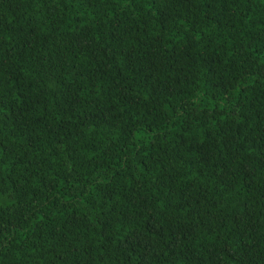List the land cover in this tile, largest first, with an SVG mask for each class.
Wrapping results in <instances>:
<instances>
[{"label": "trees", "instance_id": "1", "mask_svg": "<svg viewBox=\"0 0 264 264\" xmlns=\"http://www.w3.org/2000/svg\"><path fill=\"white\" fill-rule=\"evenodd\" d=\"M0 264H264V0H0Z\"/></svg>", "mask_w": 264, "mask_h": 264}]
</instances>
